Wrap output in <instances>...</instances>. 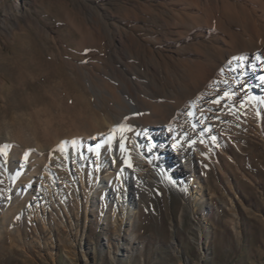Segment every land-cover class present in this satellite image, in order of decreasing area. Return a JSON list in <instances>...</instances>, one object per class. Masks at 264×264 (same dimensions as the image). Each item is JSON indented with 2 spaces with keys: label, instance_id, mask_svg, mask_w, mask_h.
I'll use <instances>...</instances> for the list:
<instances>
[{
  "label": "rangeland",
  "instance_id": "rangeland-1",
  "mask_svg": "<svg viewBox=\"0 0 264 264\" xmlns=\"http://www.w3.org/2000/svg\"><path fill=\"white\" fill-rule=\"evenodd\" d=\"M6 2L0 0V24ZM35 8L46 34L29 26L15 28L11 38L0 29V264H264V126L244 115L251 127L241 145L229 149L232 158L223 160L228 176L202 159L193 183L172 174L166 185L146 183L138 175L131 226L122 216L114 220L101 184L94 191L89 165L82 178L70 172L63 201L48 204L43 214V204L33 199L39 169L53 153L71 165L86 137L107 138L114 129L124 143L118 169L134 170L127 142L138 131L145 143L149 129L135 122L139 113L123 100L120 109L100 97L93 90L99 83L89 84L78 68L100 77L107 60L73 0H39ZM15 46L27 56L37 49L39 62ZM19 157L30 175H19Z\"/></svg>",
  "mask_w": 264,
  "mask_h": 264
},
{
  "label": "bare ground",
  "instance_id": "bare-ground-1",
  "mask_svg": "<svg viewBox=\"0 0 264 264\" xmlns=\"http://www.w3.org/2000/svg\"><path fill=\"white\" fill-rule=\"evenodd\" d=\"M38 2H6L2 33L14 38L15 28L26 32L24 27L33 26L46 34L48 28L36 15ZM73 3L88 29L98 36L107 60L100 77L84 65L78 68L89 84L93 79L99 83L93 90L100 97L108 96L120 109H124L123 100L138 112L135 122L149 132L143 144L138 131L127 142L134 170L118 169L124 143L114 129L107 138L86 137L83 151L71 156V165L53 153L50 164L39 169V190L33 199L36 205L43 204V214L49 212L48 204L54 207L63 201L70 172L82 178L87 165L94 191L101 184L107 203L115 207L114 220L122 216V223L130 220V226L141 190L138 175L146 183L154 180L166 185L171 174L193 183L200 175L202 159L217 173L228 176L223 160L232 158L229 149L240 146L251 127L243 115L264 126V0ZM15 49L27 56L25 48ZM38 52L29 51L28 60L39 62ZM17 168L19 175H30L23 157L18 158ZM3 170L11 172L10 166ZM25 195L22 190L17 192L20 198Z\"/></svg>",
  "mask_w": 264,
  "mask_h": 264
}]
</instances>
